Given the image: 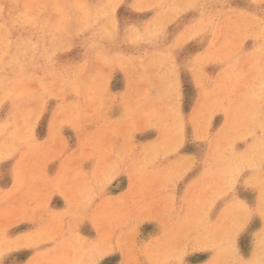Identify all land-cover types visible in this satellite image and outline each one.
Masks as SVG:
<instances>
[{"label":"rangeland","instance_id":"374dc122","mask_svg":"<svg viewBox=\"0 0 264 264\" xmlns=\"http://www.w3.org/2000/svg\"><path fill=\"white\" fill-rule=\"evenodd\" d=\"M263 113L264 0H0V264H264Z\"/></svg>","mask_w":264,"mask_h":264},{"label":"crops","instance_id":"0c3cea01","mask_svg":"<svg viewBox=\"0 0 264 264\" xmlns=\"http://www.w3.org/2000/svg\"><path fill=\"white\" fill-rule=\"evenodd\" d=\"M262 117H264V113ZM236 133L238 135L241 133V135H239V140L241 142V145L239 146L241 152L238 150L239 154L246 157L250 153H253L255 151V135L250 134L247 130H238ZM258 138L261 139L264 150V132L261 135H258ZM198 169H203V167H199ZM206 169L207 168L205 167L204 170ZM204 170L202 171V176L205 173ZM234 176L233 187L236 201L246 203L248 207L250 204L255 203V201H264V197L260 198L259 196V191L264 190V182L262 185H259L258 191H256L257 180L264 179V165H239V167L236 168ZM260 187L261 189H259ZM248 211L251 212L249 216H253L254 210L248 208Z\"/></svg>","mask_w":264,"mask_h":264},{"label":"snow or ice","instance_id":"6c2138e0","mask_svg":"<svg viewBox=\"0 0 264 264\" xmlns=\"http://www.w3.org/2000/svg\"><path fill=\"white\" fill-rule=\"evenodd\" d=\"M241 264H246V262H243V261H242Z\"/></svg>","mask_w":264,"mask_h":264}]
</instances>
